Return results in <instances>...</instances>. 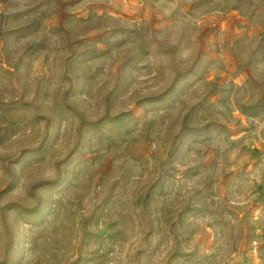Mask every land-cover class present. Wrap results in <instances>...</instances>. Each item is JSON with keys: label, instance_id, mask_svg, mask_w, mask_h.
Here are the masks:
<instances>
[{"label": "rangeland", "instance_id": "rangeland-1", "mask_svg": "<svg viewBox=\"0 0 264 264\" xmlns=\"http://www.w3.org/2000/svg\"><path fill=\"white\" fill-rule=\"evenodd\" d=\"M0 264H264V0H0Z\"/></svg>", "mask_w": 264, "mask_h": 264}]
</instances>
